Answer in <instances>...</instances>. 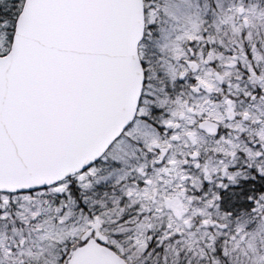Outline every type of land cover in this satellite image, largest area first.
<instances>
[{"label":"snow or ice","instance_id":"obj_1","mask_svg":"<svg viewBox=\"0 0 264 264\" xmlns=\"http://www.w3.org/2000/svg\"><path fill=\"white\" fill-rule=\"evenodd\" d=\"M0 264H264V0H0Z\"/></svg>","mask_w":264,"mask_h":264}]
</instances>
